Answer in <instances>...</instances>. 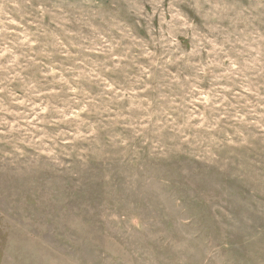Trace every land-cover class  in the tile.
I'll use <instances>...</instances> for the list:
<instances>
[{"label": "clouds", "instance_id": "clouds-1", "mask_svg": "<svg viewBox=\"0 0 264 264\" xmlns=\"http://www.w3.org/2000/svg\"><path fill=\"white\" fill-rule=\"evenodd\" d=\"M92 164L211 216L69 230ZM0 264H264V0H0Z\"/></svg>", "mask_w": 264, "mask_h": 264}, {"label": "rangeland", "instance_id": "rangeland-1", "mask_svg": "<svg viewBox=\"0 0 264 264\" xmlns=\"http://www.w3.org/2000/svg\"><path fill=\"white\" fill-rule=\"evenodd\" d=\"M164 175L173 176L171 169ZM69 187L78 184L64 208L66 227L73 231L113 234L143 227L154 230L163 223L172 228L179 216L188 214L206 224L211 211L201 199H192L182 179L160 184L154 175L142 176L120 167L108 175L92 164L79 176L65 177ZM181 205H176V200Z\"/></svg>", "mask_w": 264, "mask_h": 264}]
</instances>
